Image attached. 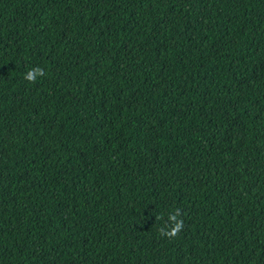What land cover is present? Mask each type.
Here are the masks:
<instances>
[{
  "label": "trees",
  "instance_id": "obj_1",
  "mask_svg": "<svg viewBox=\"0 0 264 264\" xmlns=\"http://www.w3.org/2000/svg\"><path fill=\"white\" fill-rule=\"evenodd\" d=\"M0 264H264V0H0Z\"/></svg>",
  "mask_w": 264,
  "mask_h": 264
},
{
  "label": "clouds",
  "instance_id": "obj_2",
  "mask_svg": "<svg viewBox=\"0 0 264 264\" xmlns=\"http://www.w3.org/2000/svg\"><path fill=\"white\" fill-rule=\"evenodd\" d=\"M25 79L26 80H28L29 82H35V77L33 76V74H32V70H30L27 74H26V76H25ZM177 212L179 213V210H177ZM169 219H171V220H175V217L174 216H172V217H169ZM182 229V221H176L174 224H173V226L171 227V229L170 230H163V231H161L160 230V234L161 235H164V236H166V237H169V238H171V237H175L176 235H177V233L180 231Z\"/></svg>",
  "mask_w": 264,
  "mask_h": 264
}]
</instances>
